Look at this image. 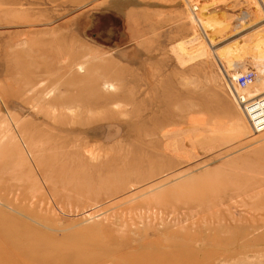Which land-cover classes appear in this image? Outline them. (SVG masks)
<instances>
[{
  "label": "rangeland",
  "instance_id": "1",
  "mask_svg": "<svg viewBox=\"0 0 264 264\" xmlns=\"http://www.w3.org/2000/svg\"><path fill=\"white\" fill-rule=\"evenodd\" d=\"M261 40L264 0H0V264H264Z\"/></svg>",
  "mask_w": 264,
  "mask_h": 264
},
{
  "label": "bare ground",
  "instance_id": "2",
  "mask_svg": "<svg viewBox=\"0 0 264 264\" xmlns=\"http://www.w3.org/2000/svg\"><path fill=\"white\" fill-rule=\"evenodd\" d=\"M200 20V19H199ZM205 26V25H204ZM207 30V29H206ZM211 39V38H210ZM263 39V38H262ZM254 40V39H253ZM213 41V40H212ZM262 42H264L263 40H261ZM262 42H260L262 44ZM259 42H257L258 44ZM259 44V45H261ZM185 44H179L178 46V50H177V54H178V57L183 61L184 58H185V54H192V53H195L198 51V49L201 47H198V48H195L194 49L192 48L191 50L188 49V47L184 46ZM263 45V44H262ZM262 45L260 47H262ZM234 48V47H233ZM201 49V48H200ZM261 49V48H260ZM261 50H264V45L262 47ZM233 51L232 49H229L227 51H223L221 52V58H230L233 54ZM260 51V50H259ZM261 53H264V51H260ZM261 53H258L261 54ZM218 57V56H217ZM220 57V56H219ZM226 60V59H225ZM230 64L231 66V63H230V60H228V65ZM81 81H83L82 79H80ZM98 80V79H96ZM105 85L103 86L104 88H111V89H114L115 86L113 84H107V83H104ZM99 85V82L96 84V86ZM82 86V85H81ZM34 87V86H33ZM246 87L244 88H240L242 89L241 91L238 92V94H242L244 96V98L246 97L249 104H240L241 107L243 109H245L246 112L252 110L251 112L252 113H260L263 109H264V95L262 96H250L247 92V90H245ZM41 95V94H40ZM94 95V97H93ZM105 96V95H104ZM103 96V91L101 88H98L96 90H94V93H92V90L88 89L86 86H84L83 88H77L76 92H73V94L71 92H68L67 94L65 93L64 96H60V97H55L51 100L55 101L57 104H59L62 109H66V110H73V102H79V104H93V102H98L97 100H105L103 99L104 98ZM107 98V96H106ZM111 98V97H110ZM109 100V98H108ZM53 101H52V105H53ZM106 101V100H105ZM56 106V105H55ZM247 109V110H246ZM246 114V117L248 118L247 116V113ZM75 116V115H74ZM249 121V120H248ZM253 132H259V131H256V130H252Z\"/></svg>",
  "mask_w": 264,
  "mask_h": 264
},
{
  "label": "built area",
  "instance_id": "3",
  "mask_svg": "<svg viewBox=\"0 0 264 264\" xmlns=\"http://www.w3.org/2000/svg\"><path fill=\"white\" fill-rule=\"evenodd\" d=\"M254 77L255 72L252 69H247L238 73L234 79L238 88H244L254 79ZM234 97L239 103H241V105L244 103L249 104V100H247L246 97L244 98L242 94H238V92L234 94ZM251 111L252 110L248 112L245 111V113H247V120H249L248 123L251 129L256 131L264 130V109L260 113H252Z\"/></svg>",
  "mask_w": 264,
  "mask_h": 264
}]
</instances>
